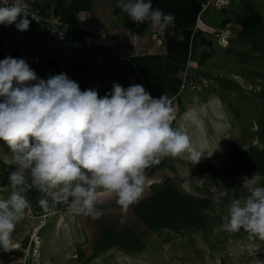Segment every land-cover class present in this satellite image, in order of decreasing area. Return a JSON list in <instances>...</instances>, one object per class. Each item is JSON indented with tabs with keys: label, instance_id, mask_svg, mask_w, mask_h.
<instances>
[{
	"label": "crops",
	"instance_id": "0c3cea01",
	"mask_svg": "<svg viewBox=\"0 0 264 264\" xmlns=\"http://www.w3.org/2000/svg\"><path fill=\"white\" fill-rule=\"evenodd\" d=\"M34 2L40 7L44 18L57 19L55 26L67 36L63 41H54L38 25L33 24V35L42 43L41 47L38 46L40 53L37 54L40 62L44 54L48 53L58 61L57 65L50 63L53 69H59L57 74L65 73L79 84L81 90L95 89L101 97L112 88V84L107 82L111 75L116 77L115 83L125 88L140 84L154 98L167 95L173 101L175 117L185 106V110H182L185 113L183 120L190 121L198 134L192 137L191 133H185L197 149L205 151L203 158L211 152L209 150L214 140L197 131V117L191 116L188 109L195 106L205 108L209 120L217 122L222 114L231 124V114L238 110L239 104L247 105L250 102L245 94L251 88L263 85L261 80L257 83L252 79L264 76V0H231L228 8L219 11L208 7V0H151L153 9L158 8L165 14L175 16V28L170 27L163 32L152 28L148 22H133L117 7L118 0ZM227 27L231 29L230 41L227 47H221L212 31ZM173 31L182 35L183 40L178 41L175 36L168 34ZM38 33L40 36H37ZM101 40L111 45L98 44ZM102 47L106 48L105 53L95 52ZM3 57L0 53V59ZM40 68L41 77L48 66ZM199 76L215 77L205 90L207 93L204 97L197 99L190 92H179V85L184 78ZM217 76L229 79H219ZM94 77H98L99 82L92 81ZM237 92L242 94L241 100ZM259 102L260 107H264V96L260 97ZM203 114L200 116L203 117ZM261 122L264 124V116ZM187 161L186 155L177 157L174 162L179 164V168L167 165L168 173L176 169L182 171L188 167ZM154 172L155 166L145 170L146 183L142 198L130 206L126 214L122 213L113 194L101 190L97 193V207L103 210L104 215L99 219L70 214L68 210L60 215L68 223L66 237L61 239V243L57 213L48 217L44 227L34 231L38 235V244L29 243L32 232L15 227L13 247L9 252L0 250V264H67L71 261L74 263V260L85 262L87 259V264H112L109 259L113 257L133 260L135 256L122 249L128 245L141 246L139 241L145 236L158 238L160 231L165 229L160 224V211L170 203L178 205L179 210L182 209L181 215L189 216L187 220H195L196 223L200 214L192 210L186 195L192 197V205L198 209L199 202L204 200L198 185L191 188L194 193L189 194L183 189L184 184L190 188L189 181L183 184L175 177L167 181L156 179ZM212 187L210 183L206 196ZM29 195L39 199L35 189L29 191ZM202 223L200 219L201 226ZM28 243L30 246H27ZM74 253L77 257L72 259Z\"/></svg>",
	"mask_w": 264,
	"mask_h": 264
},
{
	"label": "clouds",
	"instance_id": "9594fccd",
	"mask_svg": "<svg viewBox=\"0 0 264 264\" xmlns=\"http://www.w3.org/2000/svg\"><path fill=\"white\" fill-rule=\"evenodd\" d=\"M117 7L135 23L148 22L161 32L175 28V16L153 9L151 0H118ZM26 8L25 0L0 7V24L28 30ZM174 120L172 99L154 98L140 84L114 83L101 97L95 89L81 90L65 73L44 80L22 58L0 60V140L13 165L10 195L0 199V250L12 249L33 189L44 212L66 204L70 214L97 220L104 215L98 191L113 194L126 214L142 198L146 169L182 155L198 164L205 151L172 127ZM243 186L248 194L230 202L222 228L243 229L250 239L264 241V186L248 179Z\"/></svg>",
	"mask_w": 264,
	"mask_h": 264
},
{
	"label": "rangeland",
	"instance_id": "374dc122",
	"mask_svg": "<svg viewBox=\"0 0 264 264\" xmlns=\"http://www.w3.org/2000/svg\"><path fill=\"white\" fill-rule=\"evenodd\" d=\"M34 29L31 20L28 30L23 32L16 28L15 23L7 27L0 24V53L4 55L0 60L9 56L22 58L40 79L47 80L59 71L57 68L53 69L50 63L53 62L52 65L54 63L57 65L58 61L48 53L44 54L43 59H40L41 62L38 60L37 54L40 53L38 46L41 47L42 43L37 41L33 35ZM37 36H40V33ZM105 51L104 47L95 50L97 53H105ZM62 62L66 64L65 60ZM43 65H47L48 69L40 77V67ZM206 78L209 81V86L212 78L215 77ZM217 78L229 79L226 76H217ZM97 79L98 77H94L92 81L99 82ZM252 80L257 83L261 80L263 85L259 88H251L252 90L245 94L249 97L250 102L247 105H245L246 103L239 104L238 110L231 114L229 122L231 124L227 123L226 117L222 114L217 122L209 120L205 108L195 106L188 109L191 116L197 117L195 120L197 131H201L207 137L211 136L214 140V144H211L212 148L209 150L211 152L205 158L202 157L200 162L195 165L188 160V167H184L183 172L176 169L177 171L171 174L168 173L166 167L170 165L179 168V164L174 162L177 157L165 158L155 166L156 179L167 181L168 178L175 177L183 184L189 181L190 188L185 184L183 188L189 194H193L194 189L191 188L198 185L200 192L204 194V200L199 202V208L192 205V197L186 195V199L190 202L192 210L199 212V218L203 222L202 226L199 224L200 219H197L196 223L195 220H187L189 216L181 215L182 209L179 210L178 205L173 206L170 203L160 211L162 215L160 224L165 229L160 231L158 238L153 239L152 235H144L145 237L139 241L141 246L128 245L122 249L127 254H133L135 259L121 260L119 257H113L109 259V262L112 264H264V241L250 239L249 234L243 229L238 232H228L222 228L230 202L237 198L243 199L248 194L247 189L243 186L245 180H254L257 186H264V124L260 123L264 116V107H260L261 103L259 102L260 97L264 96V76L263 78L256 76ZM115 81L114 75L108 77V83L113 85ZM206 91L201 95H196L197 99L204 97ZM236 94L239 100L243 98L241 93L237 92ZM185 97L188 98L189 95ZM180 110L173 122L174 127L191 133L192 137L196 136L198 133L190 121L183 120L185 113L182 110H185V106ZM199 113H204L203 117ZM2 142L3 140H0V145ZM9 151L6 143L0 147V199H7L10 195L8 174L13 170V165ZM210 183L213 184V187L208 193V197L206 192ZM37 201L38 198L32 201V204L41 211V214L46 215L45 218L30 219L26 214L25 218L17 223L16 228L20 227L22 231H30L32 232L30 234L33 235L36 229L39 230L41 226L46 225L48 217L57 213L59 243H61V239L66 237L65 233L68 229L66 218L60 216L67 211L66 204L57 205L56 210L49 213L44 212ZM162 238L164 239L162 240ZM132 248L139 249L133 250ZM74 255L76 253L72 255V259L77 257ZM74 261V263L71 261L67 264H87L88 259L85 262Z\"/></svg>",
	"mask_w": 264,
	"mask_h": 264
},
{
	"label": "built area",
	"instance_id": "2783aa9c",
	"mask_svg": "<svg viewBox=\"0 0 264 264\" xmlns=\"http://www.w3.org/2000/svg\"><path fill=\"white\" fill-rule=\"evenodd\" d=\"M12 2L13 0H0V7L9 6ZM25 3L27 6L26 11L29 15L28 19L31 20L34 25H43L47 37L53 39L54 41H63L67 39L66 34L61 29L55 26L56 23H58L55 17L44 18L40 11V7L36 5L34 0H25ZM207 4L208 7L219 11L228 8L231 4V0H208ZM212 34L216 38V41L219 46H228L231 37L230 28L227 27L221 30L216 29L212 31ZM97 43L103 45L107 42L101 40ZM208 82L209 81L205 76L186 77L182 80L181 84L179 85V92L187 91L194 95H201L207 89ZM26 214L30 219L43 217L45 218L46 216L45 214H38L32 206ZM74 257H76V255H74Z\"/></svg>",
	"mask_w": 264,
	"mask_h": 264
},
{
	"label": "trees",
	"instance_id": "16d2710c",
	"mask_svg": "<svg viewBox=\"0 0 264 264\" xmlns=\"http://www.w3.org/2000/svg\"><path fill=\"white\" fill-rule=\"evenodd\" d=\"M38 26L41 28V30H44V26H43V25H38ZM44 32H45V31H44ZM45 34H46V33H45ZM46 36H47V35H46ZM4 143H5V142L3 141V142L1 143V145H0V147L3 146ZM28 199H29V201H30L31 206L33 207V209H34L38 214H40L41 211H39L38 208L35 207L34 204H32V201L36 200L37 198H36L35 196L29 195V196H28ZM41 228H42V226H41ZM41 228H40V229H41Z\"/></svg>",
	"mask_w": 264,
	"mask_h": 264
},
{
	"label": "bare ground",
	"instance_id": "6f19581e",
	"mask_svg": "<svg viewBox=\"0 0 264 264\" xmlns=\"http://www.w3.org/2000/svg\"><path fill=\"white\" fill-rule=\"evenodd\" d=\"M101 43H102V42H101ZM103 45L110 46L111 43L107 42V43H104ZM31 242L33 243V245H35L36 243H37V244L39 243V242H38V235H37L36 233H34V235H30V241H29V243H31ZM29 243L27 244V246H30ZM32 250L35 251V250H34V247L32 248ZM33 251H32V252H33Z\"/></svg>",
	"mask_w": 264,
	"mask_h": 264
}]
</instances>
